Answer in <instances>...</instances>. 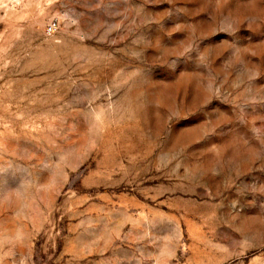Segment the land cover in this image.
<instances>
[{"label": "rangeland", "instance_id": "obj_1", "mask_svg": "<svg viewBox=\"0 0 264 264\" xmlns=\"http://www.w3.org/2000/svg\"><path fill=\"white\" fill-rule=\"evenodd\" d=\"M0 264H264V0H0Z\"/></svg>", "mask_w": 264, "mask_h": 264}, {"label": "built area", "instance_id": "obj_2", "mask_svg": "<svg viewBox=\"0 0 264 264\" xmlns=\"http://www.w3.org/2000/svg\"><path fill=\"white\" fill-rule=\"evenodd\" d=\"M52 30H54V28L53 27H49L48 28V33H50Z\"/></svg>", "mask_w": 264, "mask_h": 264}]
</instances>
